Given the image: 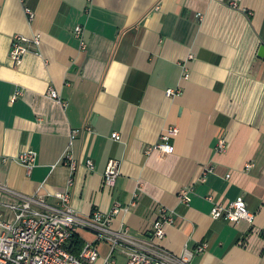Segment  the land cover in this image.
Returning <instances> with one entry per match:
<instances>
[{"label": "crops", "instance_id": "crops-1", "mask_svg": "<svg viewBox=\"0 0 264 264\" xmlns=\"http://www.w3.org/2000/svg\"><path fill=\"white\" fill-rule=\"evenodd\" d=\"M37 35L39 54L17 64L15 37ZM262 47L264 0H0V185L10 191L0 190V214L14 221L9 206L21 196L60 207L55 194L67 192L82 218L120 205L113 230L126 227L170 255L206 245L191 264H264ZM170 127L180 131L174 153L149 152ZM222 137L227 149L218 152ZM68 148L75 172L62 161ZM30 150L38 158L28 175L16 159ZM111 160L120 165L112 189ZM209 195L225 207L244 197L255 223L214 219ZM161 208L176 213L162 241L153 237ZM77 234L84 245L96 241ZM98 245L104 264L110 245ZM114 258L127 264L121 247Z\"/></svg>", "mask_w": 264, "mask_h": 264}, {"label": "built area", "instance_id": "built-area-1", "mask_svg": "<svg viewBox=\"0 0 264 264\" xmlns=\"http://www.w3.org/2000/svg\"><path fill=\"white\" fill-rule=\"evenodd\" d=\"M27 14L33 19L31 10L27 9ZM85 28L79 25L75 29V37L80 42L82 50L87 49L84 40ZM42 39L37 35L33 39L24 36H16L11 50V58L20 64L27 54H39L36 49L41 46ZM189 78V75H185ZM179 91L168 90L169 97L175 96ZM50 99L61 102L59 94L55 90H50ZM17 95L12 101H16ZM179 129L170 127L160 139V142L151 147L149 152L159 151L162 154H172L175 151L171 141L178 136ZM112 138L116 141L121 140L118 133H114ZM71 148V147H70ZM65 152L62 161L73 171L77 169V162L71 149ZM227 140L220 138L216 150L225 152ZM38 154L30 150L22 153L16 161L24 166L28 175H31L36 167ZM90 168H93L92 161H88ZM119 162L111 160L105 173L104 183L108 188H114L120 176ZM253 165H247V170ZM211 170V169H210ZM209 171V170H208ZM205 181V179L203 180ZM0 190L10 192L6 187L0 185ZM193 187H186L179 193V200L182 204L189 205ZM59 200L60 207H53L47 204L44 197L21 196V202L10 205L9 208L14 212V221L9 222L0 214V264H97L100 257L98 243H108L110 252L104 258V264H116L114 253L117 247L126 251L127 264H191L196 253H202L206 245L197 248L195 252L185 250L179 256L170 255L157 247L152 242L139 241L130 235L129 229L123 227L120 231L112 228L115 217L122 211L120 205H116L112 213L103 215L95 212L89 218L79 217L70 206V195L67 192L55 194ZM208 200L213 203L212 217L214 219H224L230 223L237 224L247 221L254 224L256 215L249 211L244 197H239L229 206L225 207L215 203L213 195H209ZM136 203L133 204L135 206ZM176 213L167 208H161L159 216L153 225V237L157 240H164L166 237V225L173 222ZM80 230L90 231L96 241L84 245L79 255L73 254L67 249L73 236Z\"/></svg>", "mask_w": 264, "mask_h": 264}, {"label": "trees", "instance_id": "trees-1", "mask_svg": "<svg viewBox=\"0 0 264 264\" xmlns=\"http://www.w3.org/2000/svg\"><path fill=\"white\" fill-rule=\"evenodd\" d=\"M84 247V241L82 238L76 233L70 243L67 246V249L73 254L79 255Z\"/></svg>", "mask_w": 264, "mask_h": 264}, {"label": "water", "instance_id": "water-1", "mask_svg": "<svg viewBox=\"0 0 264 264\" xmlns=\"http://www.w3.org/2000/svg\"><path fill=\"white\" fill-rule=\"evenodd\" d=\"M262 54H264V47H262L261 50H260V56H261Z\"/></svg>", "mask_w": 264, "mask_h": 264}]
</instances>
